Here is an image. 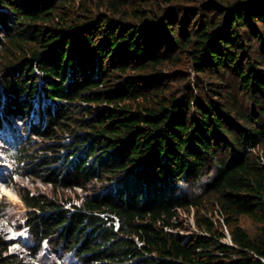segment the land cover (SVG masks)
<instances>
[{"label": "trees", "instance_id": "trees-1", "mask_svg": "<svg viewBox=\"0 0 264 264\" xmlns=\"http://www.w3.org/2000/svg\"><path fill=\"white\" fill-rule=\"evenodd\" d=\"M171 2L0 0V142L53 194L17 189L18 218L0 201L32 256L264 264V0ZM181 62L217 80L176 99ZM189 208L200 232L174 234Z\"/></svg>", "mask_w": 264, "mask_h": 264}, {"label": "rangeland", "instance_id": "rangeland-1", "mask_svg": "<svg viewBox=\"0 0 264 264\" xmlns=\"http://www.w3.org/2000/svg\"><path fill=\"white\" fill-rule=\"evenodd\" d=\"M94 1L96 2V4H98V0H94ZM110 1H112V0H110ZM113 1H116V0H113ZM171 3H176V2H175V0H172ZM102 10L105 11L104 8ZM0 39H1V35H0ZM163 70L166 73H169V74L171 73V76L176 75L175 71L177 73L179 72L178 78L171 82L170 85H171L172 89H171V91H169V95L174 94L176 99H181L185 96V92L188 90L187 87L191 88L192 91L195 92V95L199 97V95H201V93H200L201 90L203 88H206L207 84L209 82L217 80L216 76L211 75L210 73H195L193 71L192 67H190L186 64H183V62H181L178 65V67H173V66L167 65L163 68ZM197 86H199V87H197ZM212 99L217 101L218 97L214 95ZM239 100H240V102H242L241 97H239ZM39 141H41L40 138L37 140V142H39ZM42 141L49 142V141L43 140V139H42ZM2 156H3V154L0 153V157H2ZM30 175L34 179H39V177H37L33 174H30ZM36 182H37V180H36ZM97 184L99 185V183H97ZM102 184L107 185L108 182L104 180L102 182ZM41 185L45 187V189H42L43 191L44 190L45 191L44 192L40 191V192L47 197H51L53 194H52V190H51V187L49 186V184H47V182H44V183L42 182ZM92 191H93V188L91 189L89 187L86 189V191L78 190V189H76V190L73 189L72 191H69L68 189H66V190H64V193L69 194V196H71L74 201L75 200L78 201L79 197L80 198L83 197L84 194H91ZM0 201H2L8 208H10L12 210V214L14 215V217L18 218V214L22 210V206L17 204V202H14L16 204H12V202H10L7 199H2ZM194 211H195V208H189L188 211H183V210L178 211V218H179L178 221L182 224V228L173 229L174 234L186 237V236H193L194 234H198L200 232L194 223V217H195ZM217 218H218V216L216 215L215 219H217ZM240 222H241V225H243V227L249 233L254 232V230H255L254 225H252L247 219L242 217L240 219ZM0 235L2 236V238L5 241L7 236L5 237V235H3L1 233H0ZM224 242L230 244L229 238L224 239ZM10 249H11L10 246H7V252H6L7 254H16L18 257H20V255L18 253L14 252L13 250H10ZM23 257H24L23 258L24 261H26L27 264H30V259L26 258L25 256H23ZM56 259H57L56 257H47L46 258L47 264H51V263L56 262Z\"/></svg>", "mask_w": 264, "mask_h": 264}, {"label": "built area", "instance_id": "built-area-1", "mask_svg": "<svg viewBox=\"0 0 264 264\" xmlns=\"http://www.w3.org/2000/svg\"><path fill=\"white\" fill-rule=\"evenodd\" d=\"M5 164H7V163H5ZM16 178H17V180H18V183H19L21 186H25V187L30 188V189H32V190H34V189H36V188L45 189V187L41 185V183H42V182L44 183V181H42V180H40V179L32 180V179L29 178L28 176H26V175H20V174L17 175ZM36 180H37V182H36ZM47 184H49V183H47ZM49 186H50V184H49ZM50 187H51V186H50ZM9 188L13 190V186H12V184H10ZM74 189H75V190H76V189L81 190L80 188H77V187H74ZM69 191H71V190H69ZM35 193H36L35 191H31V192H30V195L32 196V195H34ZM0 233L3 234V235H5V237L7 236V237H6V240H7V239L10 240L11 238H18L17 235H19V234H20L19 237H22V239L25 240V239H26V235H27V233H28V230H27V228L23 227V228H21L19 231H15V232H14V231L11 229V227H10V226H9V225H8L3 219H2V218H0ZM10 248H15V249H17V252H18L19 255L30 256L28 250H27L24 246H22V245L18 242V240H14V243H12V245H10ZM10 250H11V249H10ZM36 264H37V263H36Z\"/></svg>", "mask_w": 264, "mask_h": 264}, {"label": "bare ground", "instance_id": "bare-ground-1", "mask_svg": "<svg viewBox=\"0 0 264 264\" xmlns=\"http://www.w3.org/2000/svg\"><path fill=\"white\" fill-rule=\"evenodd\" d=\"M8 196L11 198V200H13V201H16V196L13 194V193H11V192H8Z\"/></svg>", "mask_w": 264, "mask_h": 264}, {"label": "clouds", "instance_id": "clouds-1", "mask_svg": "<svg viewBox=\"0 0 264 264\" xmlns=\"http://www.w3.org/2000/svg\"><path fill=\"white\" fill-rule=\"evenodd\" d=\"M26 264H27V262H26ZM31 264H36V261L35 260L31 261Z\"/></svg>", "mask_w": 264, "mask_h": 264}]
</instances>
